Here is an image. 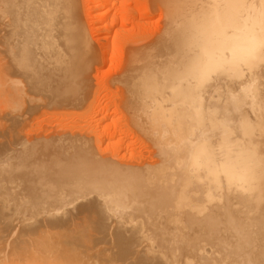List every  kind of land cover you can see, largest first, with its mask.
<instances>
[{
	"label": "bare ground",
	"instance_id": "bare-ground-1",
	"mask_svg": "<svg viewBox=\"0 0 264 264\" xmlns=\"http://www.w3.org/2000/svg\"><path fill=\"white\" fill-rule=\"evenodd\" d=\"M126 1L92 7L101 53H108L103 31L118 22L115 36L121 34L132 19L135 9ZM81 4L0 0V109L14 110L0 142V187L76 190L89 206L81 213L76 207L35 213L27 235L51 237L62 232H51L49 224L98 215L104 224L94 227L109 241L115 264H172L168 259L181 245L217 250L207 264H264V0H151L154 6L148 2L138 16L145 19L157 7L164 23L143 46L129 40L107 84L114 95L93 115L117 117L100 133L90 129L87 115L89 129L55 127L22 136L27 120L65 105L83 108L92 95L89 74L101 56L86 33ZM91 98L94 105V92ZM121 139H140L145 149L128 152ZM1 229L0 239L9 237ZM121 231L119 260L114 245L122 244ZM127 235H135L134 242L138 235L135 244L142 247ZM145 246L160 258L143 251L140 260ZM34 249L46 254L44 247Z\"/></svg>",
	"mask_w": 264,
	"mask_h": 264
},
{
	"label": "rangeland",
	"instance_id": "rangeland-1",
	"mask_svg": "<svg viewBox=\"0 0 264 264\" xmlns=\"http://www.w3.org/2000/svg\"><path fill=\"white\" fill-rule=\"evenodd\" d=\"M116 1L122 2L124 0H116ZM148 2H149L148 5L150 7L154 6L153 4H152V6L150 5L151 0H127L126 1L127 7L129 6L128 8H132L133 10L135 9L134 13L132 15V19L130 20L131 22L128 21L126 23L125 28H124L126 30H124V32L121 34H117L116 36H115V34L117 32L115 30L121 28V27H119L120 24L118 22H117V24H114L115 26L112 25L111 28L110 27L106 28V30L103 31L102 35H103V37H106L105 42L107 43V45L105 44L106 46L105 45L104 46L105 47L108 46V48H107L108 53L106 54L105 52L102 51V53H103L102 54L101 49L99 47V43L97 44V41H95V39H94L95 38L94 37L95 36L94 28L97 26L98 23L94 22V13L92 10L94 3L100 4L101 0H99V1L97 0L94 2L89 1V0H81L82 10L84 9L83 10L84 12L82 11V13H83V22L85 25V29L87 31L86 33H87L89 39L90 40L92 39L91 42L93 41L92 42L93 45L98 50L99 56H101V57H99V61L101 60L98 63L99 66H96V68H95V66L92 65V67H94V71H93V68H91L92 73L90 72V74H89V84H91L92 89L89 86L88 87L91 89V91L94 92V97H96V98H94V103H95L94 105H96V107H94L93 104L90 105V101H91L90 99H92L91 97L93 96V92H92V95L90 94L91 97H89L90 101L87 100L86 98L83 100V102H82L84 104L83 108H82V104L75 105V106L74 105H65L64 107L66 109H64L63 106L60 107L61 109L59 107H56L58 112L53 110V112H50L46 115H44V114L36 115L34 118L27 120L28 122H26L23 126H21V129L19 130V132L17 131L19 134L24 136L26 133V135L28 134V135L33 136L34 135L33 133L39 132L42 129L45 131H48L49 129L51 130L52 128H55V127H57V129H59L61 131H62V129L65 131L67 129L70 131L71 130L74 131L77 129V127H85L86 124H84L85 122H84L83 118H85V116H87V115H90V116H89L86 123L89 122L88 125L90 124V126L92 123L93 124L91 126L92 128H90L89 126L87 127V125H86V128L93 129V127H94V129L97 130L96 132L100 133L103 129L101 127L105 126V124L108 122L107 121L108 119L110 120L111 118L117 117L116 113L111 112L112 115L109 114L107 116L109 118H107V119H105L104 116H98L99 118L97 117V119H101V121L99 120V123H98V121H96L97 119H93V118H95L93 115H94L95 111L97 110L96 108H100L102 106H105L107 103H109L108 101L111 99V97L109 99V96H112L113 90L115 88L112 87L113 89L111 88L112 89V91H111V89L108 88V85L110 84V83L108 84V82H110V81L114 82L113 79L115 78V73L119 68L118 66L120 64L119 62L121 61L120 59L125 52L126 44L128 42L131 43L132 41L135 42L134 44H136L137 46H139L140 44H142L140 46L147 44L146 42H148V41L150 42L151 40L154 39V37H155L154 35H157V33H156V32H158L157 30L159 29V27H161L162 23H164L163 20H161L162 14L157 7H154V10L152 8L150 9V10H152V13H150L151 16L149 15L145 19H140V17L138 16V13L140 11H143L146 9ZM101 11H103V9H101ZM153 25H155V26H153ZM135 28H137V30H138L137 33H134V31H136ZM109 29H110V31H109ZM139 32H140V34H139ZM126 35H129V36H126ZM152 36H154V37H152ZM145 37H147L146 40H145ZM129 40H132V41H129ZM135 40H137V41H135ZM123 46H124V48H123ZM105 54H106V57H105ZM104 58H105V61H104ZM90 75H92V76H90ZM111 78H112V80H110ZM94 83L97 84V85L95 84L97 89L94 87L95 85L93 86ZM105 85L107 86V88ZM96 90H97V92H95ZM91 91H90V93H91ZM96 94H97V96H96ZM88 95H87V98H88ZM85 96H86V94H85ZM38 99L40 101H43L44 97L42 96V97H39ZM84 101H86V102H84ZM70 106L71 107L74 106V108L72 107V109H71ZM69 107H70V109L68 110ZM75 107H76V109L78 108L81 112L78 109H77L78 112H77V110L75 111ZM51 108L55 109L53 107H51ZM51 108H48V109L51 110ZM63 109H64V111H62ZM73 109H74V111H72ZM89 109H90V111H89ZM6 111L9 114V116L6 113ZM75 113H76V115H75ZM12 114H14V110L3 109V107H2V109H0V142L3 141L4 138H6L8 136V130H9L8 126L11 122L10 117ZM56 114H57V116H56ZM84 114H86V115H84ZM34 115H35V113H34ZM63 115H64V117H63ZM66 115H68V116L65 117ZM77 115L80 116L79 119H78ZM43 116H45V117H43ZM81 116H82V118H81ZM75 118L78 120H76ZM34 120H36V121L34 122ZM47 120H48V122H46ZM82 120H83V122H81ZM78 121L81 123V125ZM95 123H97V126H95ZM39 124H40V126H39ZM44 125H46V126L44 127ZM67 126L70 127V129ZM116 126H117V128L121 129V127H119V124H116ZM120 126H122V125H120ZM97 127H99V128H97ZM32 131H34V132H32ZM23 132H24V134H23ZM121 140H122V143L125 144V146L127 144V151L128 152H132V150H133V153H134V152H138L140 149H145V148H143V144H142V141L140 139H139V142H138V140H136V142L134 144L133 143H127V141H125V139H121ZM102 144H103L102 147H104L107 144L106 139H105V142L103 140ZM120 151H119L120 152L119 154H121L123 150H120ZM145 153H147V154H145L146 156L148 154L151 155L149 157L148 156L146 157L147 160H150L152 158L153 154H150V152H148V151ZM0 188H1L0 189V214H1L0 215V221H2L0 223V226L2 227V229H1L2 231H3V229L5 230L4 232H7L6 230H8L7 233H9V237H3L2 238L3 241H2V239H0V264H115L116 263V261L111 258L113 254L111 252H109V250H107L108 247L110 246L109 241H106V242L103 241L101 238V235L96 232V229L94 227L96 224H99V223L104 224V222L101 223L102 220L97 221L98 215L86 216L82 219L77 218L76 220H72V221L69 220L66 222L57 221V222H54L52 224H49L47 227L52 229L51 232H55V231L62 232V233H54L51 235V237L27 235V232L30 234V230H31L30 228H31L32 224H35V223H33V221H34L33 216L35 213L36 214L37 213H50V214H57L58 215L65 210H72V208H75V207H76L75 209L78 208L77 209L78 212L81 211L82 209H85V207H86L85 205L87 204V201L84 200L83 197H81V195L79 194L80 191L69 190V189H61V190H55V189H49V190H38V189L37 190H35V189L29 190L28 189V190H26L25 189V190H18V189H11V188L10 189H8V188L4 189L3 187H0ZM89 203H90V201H88V204ZM105 205H107V203H105ZM105 205H104V207H106ZM82 207H84V208H82ZM79 208H80V210H79ZM87 208L89 209V206L86 207V212L88 210ZM109 208H110V206L108 207V205H107L106 210L109 211L110 210ZM81 212H79V213H81ZM1 218H2V220H1ZM127 220L124 219V224ZM121 221H122V219H121ZM116 223H117V221L114 222V224H116ZM110 224L112 225L113 223H109V226H110ZM126 224H127V222H126ZM128 224H131V222ZM105 225H106V222H105ZM14 231H15V234H14ZM121 233H122V231L118 232L117 233V234H119L118 236H120ZM25 234H26V236H24ZM123 235H124V233H123ZM118 236H117L118 241H121L122 239L125 240V238H123L122 236H120V237H122L121 239ZM130 236L131 235H129V236L127 235V238L129 239V241H131L133 243L134 239L132 237H134L135 235L131 236V240H130ZM136 236L139 237L138 235H136ZM137 237H136V240H138V241H135V242H139V238H137ZM141 237H140V241H141ZM143 237H144V239L147 238L145 240V242L148 240V238H150L149 236L148 237L143 236ZM6 238H7V240H5ZM8 239L11 241H9ZM154 239L155 240H163V241L174 240V238H172V237H164V238L156 237ZM186 239L189 241H195V239H197V238H193V237L188 238L187 237ZM200 239L202 240V238H198L197 241H199ZM142 240H143V238H142ZM152 240H153V237H152ZM122 241L120 242L122 244H119V242H118V244L114 245L116 247L118 245V247L115 249L116 250L115 253H116V256L119 260H122L124 258V255H123L124 249L122 248L124 241L123 242ZM178 241H179V243H183V244L186 243L181 238L178 239ZM135 242H134V244H135ZM148 242H151V241L148 240L147 243ZM147 243H144V245ZM151 243L153 244V242H151ZM136 244L138 245V243H136ZM136 244H135V246H137ZM148 244L150 245V243H148ZM103 245H104V247H103ZM119 245H121V249H120ZM140 245H138V246H140ZM45 246L47 247V249ZM181 246H182V248H180L178 250L176 249L179 253H174L175 249L170 251V252L174 251V252H172L173 254L171 255V257H170V252H167V255L169 254L168 256L170 258L165 254V257L169 258L168 259L169 263H170V259H171V262L173 261L172 264L174 262L176 263L177 261H181L182 264H186V263H188V264H207L209 257H210L209 252L215 251V253H217V250L209 251V250L203 249V248L198 249V248H195V246H191V245H188L187 247H184V245H181ZM43 247L45 248L44 251L46 254H43V255L41 253L37 254V252H36V254L31 253L32 251L33 252L35 251L34 248L40 249ZM141 247H142V245H141ZM146 247L147 246H145L143 248V250L141 248L142 251L138 254V257L140 260H143V258L145 257V255H143V253H142L143 251L145 253L147 251H149V252H147L148 255L151 252L149 250V247H148V249H145ZM153 247H155L154 244H153L152 248ZM103 249L106 252H104ZM155 249H156V247H155ZM154 250H152V252ZM47 251H50V253L47 254ZM92 251H93V253H92ZM154 252H156V250ZM159 253L160 252H158V254ZM140 254H141V256L143 255L142 256L143 258L140 256ZM148 255L146 258L149 257V259H151V257ZM153 255L156 256L157 254L153 253ZM155 256H153L154 259L156 257H159V256H156V257ZM162 257H164V256H162ZM136 259H137V256H136ZM146 260L147 259H145V261ZM164 260L168 261L166 259H164ZM148 262H149V260H148ZM178 263H180V262H177L176 264H178Z\"/></svg>",
	"mask_w": 264,
	"mask_h": 264
}]
</instances>
